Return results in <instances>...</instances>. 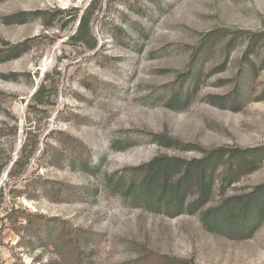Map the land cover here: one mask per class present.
Segmentation results:
<instances>
[{
  "label": "rangeland",
  "instance_id": "rangeland-1",
  "mask_svg": "<svg viewBox=\"0 0 264 264\" xmlns=\"http://www.w3.org/2000/svg\"><path fill=\"white\" fill-rule=\"evenodd\" d=\"M85 9L95 47L71 39ZM215 150L208 206L264 184V0H0V264H64L22 212L77 235L89 264H264V225L232 240L119 190L156 157L176 179ZM59 186L77 199L45 195Z\"/></svg>",
  "mask_w": 264,
  "mask_h": 264
},
{
  "label": "trees",
  "instance_id": "trees-1",
  "mask_svg": "<svg viewBox=\"0 0 264 264\" xmlns=\"http://www.w3.org/2000/svg\"><path fill=\"white\" fill-rule=\"evenodd\" d=\"M89 18V11L85 9L71 39L80 43L89 39L93 41L92 47H95L96 43L90 34ZM17 50H19L17 47L11 49L12 52ZM43 89L40 86L34 94V99L38 104H42L39 97ZM186 99L187 95L179 91L171 96L168 105L172 108L180 107ZM72 150L80 156L85 154L79 144H74ZM221 151H212L210 154L213 156L208 155L187 164L182 174L176 179L175 175L181 167L178 160L156 157L137 169L140 176L137 185L131 184L124 187L121 184L119 190L138 207L148 211H163L170 217L184 211L189 214L201 211L200 221L208 233L232 240H247L264 225V184L246 195L229 197L217 206H208L212 192L208 164L211 159V162L215 161ZM193 179L197 186V197L186 204L187 191ZM41 185L42 183L38 182L34 184V187ZM45 195L57 202L77 199L74 192H69L67 188L60 186L49 192L46 191ZM20 217L25 222L27 233L32 236L30 240L39 237L40 245L50 247L64 264H89V260L80 252L77 235L70 233L61 223L53 224L43 216L24 212L20 214ZM30 240L20 237V244L33 247ZM170 262L174 263V261ZM175 263L179 262L175 261ZM12 264L21 263L16 260Z\"/></svg>",
  "mask_w": 264,
  "mask_h": 264
}]
</instances>
